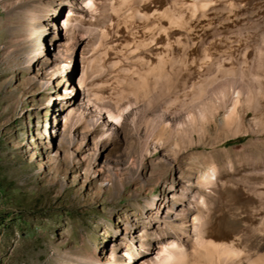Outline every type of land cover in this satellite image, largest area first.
<instances>
[{
    "label": "rangeland",
    "instance_id": "374dc122",
    "mask_svg": "<svg viewBox=\"0 0 264 264\" xmlns=\"http://www.w3.org/2000/svg\"><path fill=\"white\" fill-rule=\"evenodd\" d=\"M82 1L0 0V264H264V0ZM234 80L231 124L216 101L172 147L78 105L177 115Z\"/></svg>",
    "mask_w": 264,
    "mask_h": 264
},
{
    "label": "bare ground",
    "instance_id": "6f19581e",
    "mask_svg": "<svg viewBox=\"0 0 264 264\" xmlns=\"http://www.w3.org/2000/svg\"><path fill=\"white\" fill-rule=\"evenodd\" d=\"M95 2L96 0H83L81 3L82 12L90 16L93 15L96 11ZM234 6V3H230L225 7H227L228 9L233 8ZM66 21L70 22V17H67L65 19V22ZM259 39L260 41L258 43V51L263 53V32H261ZM237 83L238 81L234 80V83H230L228 87H223V90L221 91L215 90L214 87H210L208 91H205L203 93V95H198V98L189 106L187 111L183 113H176L177 115H175V113L166 112L162 109H157L156 107L154 109L151 108L153 111H151L149 114H147L148 111L144 112L141 110H134L130 113V111L133 110L132 108H130L131 106H127L123 109H117V107L105 108L102 107L101 104L96 105L92 103L93 99L90 98L91 95L86 90L81 91L80 101L83 102L78 103V105L92 106L91 110H93L95 114L89 116L90 125H97L99 122H101V126L104 132L114 128V126L120 127L123 122L124 114H129L131 116V123H133V126H135V128H139V126L141 128V125H143V138H141L140 140L142 144L141 146L146 148L149 141L156 136L159 138L158 144L164 145L166 147H172L173 141L178 138L179 134H191L192 131H196V125L199 122H201L202 125H207L208 116L212 115L213 111L214 113H217L216 101H219V104L222 107H225V113L219 119L220 127L224 128L229 126L231 124L233 116L236 115V106L239 104L238 97L240 95V92L242 91L241 93H245L246 91L245 88L241 90L242 87ZM234 94L236 95L234 96ZM227 102H229L228 106L226 104ZM153 105L154 104H152L151 107H153ZM102 112L105 113L104 122L103 120L101 121V117L103 116ZM84 114L85 113H83L79 108H72L68 112V117L70 121L75 124L82 120ZM208 177L209 176L205 174L204 178L207 179ZM239 250L240 249H238L236 245H229L227 249L222 248L219 253L217 252L218 260L225 257L228 253L236 251L238 252ZM204 253V257L206 258L204 259V261H201L200 259V263H198V259L196 261L194 260L195 258H189V254L187 253L185 246H178L172 243L169 244V246H164L160 252L151 255L147 261V264H166L168 259L171 260L170 264H201V262H203V264H210L213 259L211 258V251L207 247H204ZM130 264H136V262ZM228 264L233 263L228 262Z\"/></svg>",
    "mask_w": 264,
    "mask_h": 264
}]
</instances>
